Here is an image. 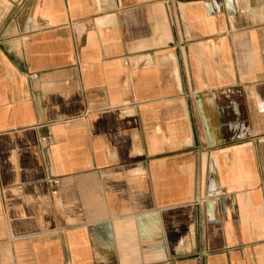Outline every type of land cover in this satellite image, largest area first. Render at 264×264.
Instances as JSON below:
<instances>
[{
	"label": "crops",
	"instance_id": "0c3cea01",
	"mask_svg": "<svg viewBox=\"0 0 264 264\" xmlns=\"http://www.w3.org/2000/svg\"><path fill=\"white\" fill-rule=\"evenodd\" d=\"M0 264H264V0H0Z\"/></svg>",
	"mask_w": 264,
	"mask_h": 264
},
{
	"label": "built area",
	"instance_id": "2783aa9c",
	"mask_svg": "<svg viewBox=\"0 0 264 264\" xmlns=\"http://www.w3.org/2000/svg\"><path fill=\"white\" fill-rule=\"evenodd\" d=\"M42 141H43V142H48V138H43ZM51 183H52V185L55 187V186L58 184V181H56V180H52ZM52 193H53V194H57V190H56V189H53Z\"/></svg>",
	"mask_w": 264,
	"mask_h": 264
}]
</instances>
